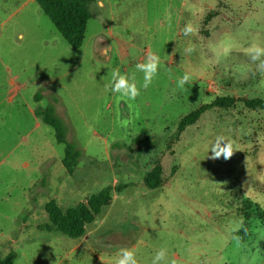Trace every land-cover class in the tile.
Segmentation results:
<instances>
[{"label":"rangeland","instance_id":"374dc122","mask_svg":"<svg viewBox=\"0 0 264 264\" xmlns=\"http://www.w3.org/2000/svg\"><path fill=\"white\" fill-rule=\"evenodd\" d=\"M18 2L0 0V259L14 252L13 264H114L129 248L138 264H151L165 248L164 264H264V218L250 213L244 223L236 211L242 197L264 211V110L237 102L177 132L182 116L217 96L264 98V74L245 53L264 45V0H95L78 49L34 1L12 14ZM189 22L197 31L184 36ZM149 51L160 56L159 73L135 101L105 91L109 69L130 73ZM185 72L193 81L181 91ZM43 87L50 94L36 102ZM51 98L79 152L71 174L64 145L34 114ZM221 134L239 151L212 160L207 148ZM157 166L165 183L148 189L142 179ZM117 183L126 187L83 236L39 228L49 200L65 209Z\"/></svg>","mask_w":264,"mask_h":264},{"label":"trees","instance_id":"16d2710c","mask_svg":"<svg viewBox=\"0 0 264 264\" xmlns=\"http://www.w3.org/2000/svg\"><path fill=\"white\" fill-rule=\"evenodd\" d=\"M34 2L71 49H78L82 45L87 23L91 18L90 5L95 0H34ZM40 97V94H35V101L38 102ZM237 102H241L245 108L250 110H264V98L253 97L237 100L228 95L217 96L212 101L200 104L182 116L177 122L178 134L194 125L206 111L214 108L230 109L235 107ZM34 114L53 129L55 141L64 145L61 164L68 174L73 173L77 166L79 152L66 140L63 124L55 116L53 108L51 106L39 108L34 111ZM142 183L152 190L163 186L165 180L162 169L157 166L148 171ZM125 187L126 185L122 183L108 185L65 209L51 199L44 204L47 222L39 228L47 232L58 231L73 239L79 238L83 236L85 226L92 223L104 207L110 205L113 192L119 193ZM237 205L236 211L242 216L244 223H247L246 218H252V214L258 217V220H263L264 211L254 200L242 197ZM250 213L252 216H249ZM14 259L15 253L9 252L0 259V264H13Z\"/></svg>","mask_w":264,"mask_h":264},{"label":"clouds","instance_id":"9594fccd","mask_svg":"<svg viewBox=\"0 0 264 264\" xmlns=\"http://www.w3.org/2000/svg\"><path fill=\"white\" fill-rule=\"evenodd\" d=\"M98 6L102 7V0H98ZM197 29L189 22L182 29L184 36H191L196 33ZM225 48V53L228 52ZM195 51V45L190 44L186 52ZM246 55L250 61L256 65L255 71L264 74V45L260 43H252L245 49ZM161 59L158 54L149 51L142 62L135 64L134 71L130 73H122L119 67L109 69L107 77L108 81L104 84L105 91H111L118 95L119 99L126 101H135L141 94V90H147L154 82L159 73ZM138 74H142V79H138ZM193 81L192 74L185 72L177 78V88L181 91H187L186 85ZM207 151L211 152L212 160L220 159L229 160L233 157L236 151H239V146L236 142L225 135H217L214 141L208 146ZM234 239L239 240L238 237ZM167 249L160 248L154 255L151 264H164L166 262ZM114 264H138L136 253L129 248H121L115 258ZM171 264H176L175 260Z\"/></svg>","mask_w":264,"mask_h":264},{"label":"crops","instance_id":"0c3cea01","mask_svg":"<svg viewBox=\"0 0 264 264\" xmlns=\"http://www.w3.org/2000/svg\"><path fill=\"white\" fill-rule=\"evenodd\" d=\"M34 0H19V2L17 3V5H19V7L17 8V9H15V10H12L11 12H12V14H17L18 13V11L19 10H21L23 7H25L27 4H29V3H34L33 2ZM95 3V2H94ZM94 3H92V4H94ZM98 3V2H97ZM91 4V5H92ZM90 5V6H91ZM103 7V6H102ZM38 11V10H37ZM11 14V15H12ZM10 19H11V17H10ZM16 29L17 30H19V31H21V28H18V27H16ZM17 38H22V35L19 33L18 35H17ZM44 89H46V91H43L40 95H41V97H40V100L39 101H41L42 100V98H43V96L44 95H49L50 94V91H48L47 89L48 88H46V87H43ZM50 102H52V105H50L52 108H53V110H54V114H55V116L57 117V113H56V109L54 108L55 107V105H56V100H55V98L53 99V98H51V101ZM53 104H54V106H53ZM162 187V186H161Z\"/></svg>","mask_w":264,"mask_h":264}]
</instances>
